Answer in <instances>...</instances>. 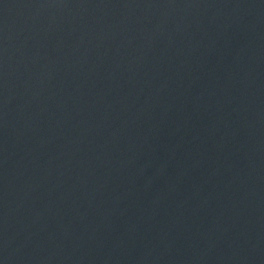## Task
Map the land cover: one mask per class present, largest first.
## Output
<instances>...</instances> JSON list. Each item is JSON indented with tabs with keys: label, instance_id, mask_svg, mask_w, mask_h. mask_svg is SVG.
I'll use <instances>...</instances> for the list:
<instances>
[{
	"label": "water",
	"instance_id": "95a60500",
	"mask_svg": "<svg viewBox=\"0 0 264 264\" xmlns=\"http://www.w3.org/2000/svg\"><path fill=\"white\" fill-rule=\"evenodd\" d=\"M0 264H264V0H0Z\"/></svg>",
	"mask_w": 264,
	"mask_h": 264
}]
</instances>
